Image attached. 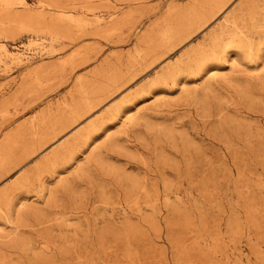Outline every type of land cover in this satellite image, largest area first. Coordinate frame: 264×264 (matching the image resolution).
Here are the masks:
<instances>
[{
  "label": "rangeland",
  "instance_id": "374dc122",
  "mask_svg": "<svg viewBox=\"0 0 264 264\" xmlns=\"http://www.w3.org/2000/svg\"><path fill=\"white\" fill-rule=\"evenodd\" d=\"M0 264H264V0H0Z\"/></svg>",
  "mask_w": 264,
  "mask_h": 264
}]
</instances>
